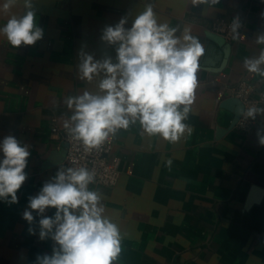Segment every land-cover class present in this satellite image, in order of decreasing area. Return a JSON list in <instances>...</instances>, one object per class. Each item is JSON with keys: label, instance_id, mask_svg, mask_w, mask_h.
Listing matches in <instances>:
<instances>
[{"label": "crops", "instance_id": "0c3cea01", "mask_svg": "<svg viewBox=\"0 0 264 264\" xmlns=\"http://www.w3.org/2000/svg\"><path fill=\"white\" fill-rule=\"evenodd\" d=\"M5 2L0 0V27L29 10L25 0H16L5 11ZM31 4L42 39L14 47L0 33V142L13 135L30 152L18 201H0V264H35L37 255L51 254L55 242L39 239L41 217L33 211L32 225L23 219L28 198L62 170L63 159L48 162L61 143L51 127L71 123L74 108H68V97L85 91L101 94L104 73L92 81L82 79L83 55L116 63L118 45L103 41V30L121 18L128 21L125 28H131L149 4L159 23L177 28L176 36L182 39L188 29L204 54L196 73L195 100L184 121L191 131L170 143L159 135L149 136L139 121L118 130L110 137L109 156L118 160L116 183L88 185L102 194L104 214L120 228L122 251L115 264H264V145L257 135H264V112L257 113L246 134L229 127L232 112L219 105L242 78L264 97V76L244 67L246 58H258L264 51V44L257 42L264 34V0H220L215 5H193L192 0ZM237 19L242 28L226 38L230 50L221 66L220 47L210 46L206 30L213 22ZM55 211L48 208L44 215L54 217Z\"/></svg>", "mask_w": 264, "mask_h": 264}, {"label": "clouds", "instance_id": "9594fccd", "mask_svg": "<svg viewBox=\"0 0 264 264\" xmlns=\"http://www.w3.org/2000/svg\"><path fill=\"white\" fill-rule=\"evenodd\" d=\"M219 2L192 0L193 5ZM15 3L6 0L3 9L7 11ZM25 7L29 10L23 16H12L0 27V33L14 47L33 45L43 37L31 0H25ZM127 22L121 18L114 26H107L101 36L108 44L118 45L116 63L111 58L96 61L84 54L79 65L81 78L88 81L104 73L99 83L101 94L85 91L66 100L74 113L64 127L73 139L82 142L86 152L98 149L118 130H126L137 121L149 136L159 135L170 143L191 131L184 121L195 100L203 45L188 29L181 39L176 36L177 28L159 23L150 4L135 17L131 28H125ZM238 26L237 19L234 32ZM257 42L264 44V34ZM261 65L264 51L258 58L244 60L247 71L264 76ZM259 112L264 109L252 107L246 115L255 119ZM257 135L264 145V135ZM0 153V201L16 203L18 190L28 176L25 169L30 152L27 145L8 135L0 142ZM171 164V160L166 161L167 166ZM94 175L83 167L60 170L36 196L28 198L23 219L32 225L35 211L41 217L39 239L55 242L51 254L37 255L35 264H115L118 260L123 237L118 224L104 214L102 194L88 189ZM48 208L56 209L54 217L44 215ZM29 233L36 234L31 227Z\"/></svg>", "mask_w": 264, "mask_h": 264}, {"label": "built area", "instance_id": "2783aa9c", "mask_svg": "<svg viewBox=\"0 0 264 264\" xmlns=\"http://www.w3.org/2000/svg\"><path fill=\"white\" fill-rule=\"evenodd\" d=\"M235 20L226 22L216 21L211 23L209 30L222 35L224 38L232 37L238 34L242 28L239 21V26L236 31H233ZM230 94L239 100L242 106V111L234 126L243 133H249L252 130L254 119L246 115L249 108L256 107L262 109L264 97L255 92L253 84L245 78H242L236 84L230 87ZM52 132L59 134V138L66 142V152L61 163L62 170L69 168H87L94 172V182L90 184L113 186L119 176L118 160L109 156L112 150L111 139L106 141L98 149H92L86 152L81 141L75 140L71 137L68 130L63 127L53 125Z\"/></svg>", "mask_w": 264, "mask_h": 264}, {"label": "water", "instance_id": "95a60500", "mask_svg": "<svg viewBox=\"0 0 264 264\" xmlns=\"http://www.w3.org/2000/svg\"><path fill=\"white\" fill-rule=\"evenodd\" d=\"M206 37L210 41L211 43L210 46L212 48L214 46L220 47L218 53H221L220 55H223V61L221 63L222 66L225 63L226 58L228 57L230 44L226 41V38H224L222 35L214 33L210 30H206ZM219 105L232 112V119L230 121L229 127L230 128L233 127L242 111V106L239 103V100L236 97L228 96L223 98L220 101ZM221 131L223 130H219V132ZM66 145H67L66 142L62 141L57 149L52 150L50 152L48 162L49 163L60 162L64 158V154L66 152Z\"/></svg>", "mask_w": 264, "mask_h": 264}]
</instances>
